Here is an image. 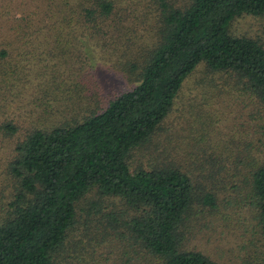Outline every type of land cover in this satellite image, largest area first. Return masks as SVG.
<instances>
[{"label":"trees","instance_id":"1","mask_svg":"<svg viewBox=\"0 0 264 264\" xmlns=\"http://www.w3.org/2000/svg\"><path fill=\"white\" fill-rule=\"evenodd\" d=\"M149 1L155 3L153 8L145 1V7L138 8L137 0H60L37 50L32 36L45 30L30 23L29 14H12L0 24V141L9 145L1 174L11 180L0 212V264H64L69 255L65 241L75 242V237H68L78 218L77 205L90 193L94 205L105 197L121 205L103 212V223L96 218L89 241L108 240L117 229L113 238L123 236L127 250L143 254L144 264H217L209 253L188 245L196 214L192 207L213 208L215 193L210 185L198 186L191 178L186 154L178 156L181 163L171 161L165 138L151 146L183 80L197 65L205 76L222 74L260 110L253 125L259 145L242 139L238 152L248 172L245 195L264 242V43L229 28L238 16L262 15L264 0ZM143 16L145 25L140 28ZM77 29L96 37L102 48L112 49L115 69L130 87L101 103L92 93L77 89L79 81L77 88L70 87L74 81L64 82L69 76L57 73L55 62L77 57ZM29 60L44 72L51 70L37 84L36 96L26 102L36 109L61 111L56 112L60 119L46 125L43 116L34 118L42 119L38 124L20 117L29 107L26 103L16 116L5 112L7 102L22 97ZM67 103L83 112L64 115ZM64 116L67 121L61 120ZM250 146L256 149L253 157L245 150ZM207 148L201 146L196 160L189 158L197 169L208 164L214 174L236 172L227 167V160L222 162L218 149ZM136 151L148 153L146 163L133 159ZM135 255L125 256L126 261L137 264Z\"/></svg>","mask_w":264,"mask_h":264},{"label":"rangeland","instance_id":"2","mask_svg":"<svg viewBox=\"0 0 264 264\" xmlns=\"http://www.w3.org/2000/svg\"><path fill=\"white\" fill-rule=\"evenodd\" d=\"M59 1L0 0V24L5 21L4 18H9L12 14L18 16L26 12L33 21L29 20L30 23L42 26V29L45 30L32 36L33 43L31 44L35 47V50L40 49L43 46L41 41L48 35L46 28H49L53 23V17L50 16L57 13L58 6L56 3ZM119 1L126 4L130 0ZM137 1L139 3L138 8L145 7L144 1L149 3L152 8L155 5L153 1L149 0ZM144 18L143 16L142 20L138 21L140 28L145 25ZM263 25L264 13L260 16H238L231 22L229 28L232 33L258 37L264 43ZM76 34L81 41L79 42L76 39L74 43V49L78 53L77 57L69 59L67 62H55L58 63L57 73L62 75V72H64L63 74L69 76L65 79V83L74 81L70 87L77 88L76 81H79L80 87L77 89L82 88L84 92L92 93L99 98L101 103L130 87L131 83L115 69V64H113L115 54H112L110 47L102 48L96 37L87 36L88 34L82 35L80 31L78 32V29ZM115 40L116 37H114ZM28 66L30 70L25 84L26 87L21 94L22 97L7 102L5 112L8 116L13 114L16 116L18 111L21 110L19 109L20 105L36 96L34 94L38 90L36 88L37 84L44 80L48 76V72L51 71L45 69L44 72L38 64L36 65L31 60L28 61ZM208 75L205 76L201 65H197L183 80L173 99L171 109L161 123L160 133L152 137L151 146H158L159 141L165 138L166 151L173 157L171 161L177 164L181 163L183 160L178 156L186 154L185 159L189 169L184 168V170L189 171V175L191 178L196 179L198 186L207 188L210 185L215 193L216 205L213 208L206 209L198 205H196L197 208L192 207L196 210V214L191 221L194 232L190 235L188 245L209 253L217 264H246V260L248 264H264L263 238L255 225L254 210L245 195L248 172L244 170L243 166L246 167V165L241 164L242 155L238 152L244 142L242 139L250 140L252 142H249L251 146L259 145L257 142L259 132L254 131L253 125L258 121L256 114L260 110L252 97L240 93L228 82H225L222 74ZM208 78L212 80L208 82ZM12 94L10 93V96ZM84 102L81 99L79 104L82 105ZM26 104L29 107L22 111L20 115L25 121L33 122L32 119L43 116L45 117L43 125H46L53 119H60L61 114L56 115V112H61L59 110L51 112L49 109L34 108L33 102ZM70 106L67 103L64 107L67 108V110L62 111L64 115H68L67 112L71 113V110L77 111L74 114L81 113L78 112L79 110L82 111V108L79 110L70 109ZM47 111L50 112L46 113ZM77 116L79 115L75 117ZM67 118L68 116H64L61 120L67 121ZM41 120L34 119V122L38 124ZM184 141L186 143L182 144ZM201 146H208L207 151L218 149L222 162L227 160V167H235L236 172L232 173V170H230L225 175H223L224 173L214 174L208 168V164L206 168L209 172L206 168L203 170L197 169L192 160L197 159L196 154L201 152ZM251 146L245 148V150L253 157L256 149L251 148ZM8 151V143L5 140L0 141V212L5 207L11 189L10 178L1 174ZM234 154H237V159L234 158ZM147 156V152L136 151L133 159L146 163ZM93 198L94 194L90 193L88 197L79 200L77 205L78 218L68 237H75V242L72 245V242L66 239L65 250L69 255L65 257L64 264H129L125 256L135 254L130 249L127 250L128 245L122 239L123 236L113 238L116 236L117 229H114L108 240L99 242L95 238L89 241V235H93L91 231L97 224L95 222L96 218L98 217L101 220L100 216L103 212L115 209L120 204L116 199L105 197L94 205L90 201ZM93 218L94 221L89 220ZM101 222L103 223L104 220H101ZM110 226L115 227V224L110 222ZM125 235L126 232H124ZM86 237H88V240ZM121 251L124 254L118 255ZM115 256L119 257L114 258ZM135 256H139V259L134 260V263H145L140 258L143 254L139 252ZM113 260L118 263H113ZM146 263L154 264L152 261Z\"/></svg>","mask_w":264,"mask_h":264}]
</instances>
